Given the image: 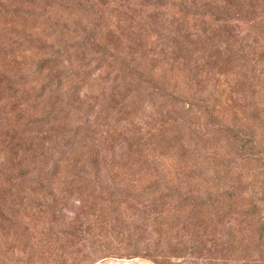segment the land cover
I'll return each mask as SVG.
<instances>
[{
    "label": "trees",
    "instance_id": "1",
    "mask_svg": "<svg viewBox=\"0 0 264 264\" xmlns=\"http://www.w3.org/2000/svg\"><path fill=\"white\" fill-rule=\"evenodd\" d=\"M145 107L159 114L119 138L103 191L107 136ZM57 175L94 184L86 197L107 193L123 238L86 246L77 264H264V0L0 2V219L12 245L29 243L14 200Z\"/></svg>",
    "mask_w": 264,
    "mask_h": 264
},
{
    "label": "rangeland",
    "instance_id": "2",
    "mask_svg": "<svg viewBox=\"0 0 264 264\" xmlns=\"http://www.w3.org/2000/svg\"><path fill=\"white\" fill-rule=\"evenodd\" d=\"M2 1L5 0H0L1 3ZM84 93L82 99H86ZM139 112L133 123H124L125 126L119 127L118 130L112 129L107 136L105 147L108 152L102 161L105 175L98 181L103 191L111 185L108 177L114 173L112 167L117 168L112 160H115V163L120 161L127 146L126 143L123 145L119 138L131 136L136 130L145 134L148 129L147 121L151 120L152 112L155 111L154 108L145 107ZM155 113V116L159 114ZM162 162L168 167L172 163L167 157ZM11 166L15 164L11 163ZM127 175L125 170L121 171L120 182L124 185H128V178L124 177ZM93 188H95L94 184L84 187L80 179H66L62 175H57L47 181L44 189L21 191L14 200V205L18 208L15 206L14 208L20 212L18 217H23L26 223H29L27 236L29 243L27 244L26 241L24 244L18 242L16 246L12 245V231L6 227L8 224L0 219V264H77L86 246L92 247L102 240L108 242L122 240V236L116 238L110 232L111 229L117 231L118 222L110 213L111 206L104 202L107 193L86 197L93 193ZM7 210L0 207V211L7 212ZM86 228L90 229L88 234ZM102 232L105 236H100ZM98 264L154 263L142 258L112 257ZM197 264H205V262H197Z\"/></svg>",
    "mask_w": 264,
    "mask_h": 264
}]
</instances>
